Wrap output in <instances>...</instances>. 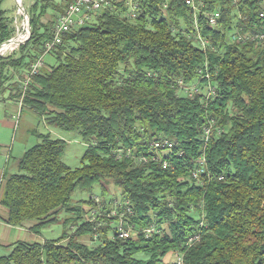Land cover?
<instances>
[{"label":"trees","instance_id":"16d2710c","mask_svg":"<svg viewBox=\"0 0 264 264\" xmlns=\"http://www.w3.org/2000/svg\"><path fill=\"white\" fill-rule=\"evenodd\" d=\"M5 1L0 44L15 32ZM203 1L198 26L206 49L185 0H146L138 18L125 7L99 15L48 53L70 0L32 1L30 40L0 55V95L10 83L11 100L49 128L78 133L89 147L72 170L62 159L66 142L39 134L17 173L6 174L7 224L36 222L32 231L40 236L65 212L71 215L65 228H74L58 240L17 242L0 264H164L170 253L183 254L185 264H264V45L230 42L237 30L253 35L264 27V0ZM218 10V24L210 27L207 14ZM46 55L55 63H44ZM180 82L200 93L190 97ZM164 139L175 143L173 152L153 160L151 143ZM101 183L122 191V206L112 203L111 210L140 231L136 238H118L119 217H108L110 210L87 223L100 209L95 199L73 205L76 192ZM152 226L161 233L141 234ZM197 234L200 241L187 247Z\"/></svg>","mask_w":264,"mask_h":264},{"label":"built area","instance_id":"2783aa9c","mask_svg":"<svg viewBox=\"0 0 264 264\" xmlns=\"http://www.w3.org/2000/svg\"><path fill=\"white\" fill-rule=\"evenodd\" d=\"M146 0H70L68 6L66 7L63 14H61L53 28V39L46 43V53L52 51L57 45L61 44L63 41V36L74 30L80 29L81 27L87 25L88 23L95 20L99 15L114 12L121 7H125L127 9V16L132 19L138 18L140 12L142 11L143 4ZM229 3L239 6L241 0H226ZM185 3L188 7H190L194 13V19L196 24V31H197V39L200 43V46L206 49L208 41L204 39L199 31L198 26V17L199 14L202 12V9L205 7V3L203 0H185ZM264 10V5L262 6ZM208 21L210 27H216L218 24V20L221 17V12L214 11L207 14ZM260 18L262 19V24H264V11L260 13ZM230 42L232 44H246V43H258L259 45H264V27L257 31L256 34L253 35H243L241 34L240 30L235 31L231 37ZM19 46L16 48L9 49L11 52L15 51ZM7 50V51H9ZM4 52H1L0 55H3ZM42 59L38 60L33 66L29 74L27 75V79L25 81V86L28 85L29 79L32 75H35L39 69L42 67ZM179 86L181 89H184L185 92L190 96H194L195 94L200 93V89L197 85H191L189 87L183 86V83L180 82ZM213 92V90H210ZM212 126V125H211ZM205 133L207 139L211 134V127L205 128ZM175 147V143L168 139L158 140L151 143L150 148L153 154L152 159L158 160L160 159L161 155H170L173 152ZM126 152L127 155H131V151H120V153ZM140 161L147 162L148 159L146 157H141ZM201 164H204V160L201 161ZM168 163L165 161L163 162V168H167ZM203 173V168H198L193 172V177L198 179L200 174ZM97 200V199H95ZM98 202V200H97ZM122 206V201L117 202L115 207ZM128 207V203H126ZM127 211L131 213V209L128 208ZM105 215V214H104ZM103 215V216H104ZM97 216H101L100 213L97 214V211H92L91 218L86 219L87 223H94ZM108 217H119L118 224L116 228L118 230V238L119 239H129V238H136L140 231L135 230V228L131 225H128L123 220V214L119 216L118 209L110 210L107 214ZM102 225V224H100ZM73 233V232H72ZM161 229L157 226H152L148 229L141 231L146 238L152 237L154 234H160ZM199 234L192 236L189 238L187 242V247L190 243L196 242L199 238ZM95 239H98V235H95ZM176 258L174 260L175 264H182V257L184 256L181 253L175 254Z\"/></svg>","mask_w":264,"mask_h":264},{"label":"rangeland","instance_id":"374dc122","mask_svg":"<svg viewBox=\"0 0 264 264\" xmlns=\"http://www.w3.org/2000/svg\"><path fill=\"white\" fill-rule=\"evenodd\" d=\"M33 0H23L25 6L29 9V6L32 4ZM2 9L7 12V17L9 19V24L15 32L13 33V37L17 34H22L25 32V21L23 20L22 14L18 11V6L16 4V0H6L3 3ZM51 14V12L49 13ZM50 20L49 17L43 19L44 22ZM24 28V29H23ZM22 32V33H21ZM11 50L4 52V56L11 54ZM44 63L54 64V59L46 55L44 56ZM11 84H7L6 87H11ZM17 122H19V128L16 129V132L13 136V133L9 135L8 145L16 144L15 152L12 154L10 164H9V173L15 174L17 173V169H12V166L16 167L18 164V156L17 151L18 147L27 146V148H32L38 145L41 140L38 138L39 134L42 135H50L52 139H61L66 142V148L63 154V162L72 170L80 168L82 166V158L89 147V143L84 142L78 133L75 132H64L58 129L49 128L46 126L44 120L40 118L36 113L24 109L23 113L20 114ZM13 138V141H12ZM17 168V167H16ZM105 185V186H104ZM107 190L104 192V190ZM105 188V189H104ZM90 199H97L96 202L100 206V209H96L97 214L100 213L102 216L105 214V210H111L117 202L122 201V191L110 184H96L93 186L91 192H76L73 197V205L87 202ZM83 208L86 211L90 210V207L87 205H83ZM103 209V211H101ZM90 214V213H89ZM71 215L63 212L58 217V222L52 224L45 229L42 230L40 238L46 241H53L60 239L65 230L69 234L73 231L72 226L67 229L64 226V221L70 218ZM86 244L92 245L89 239L84 240ZM176 258V255L170 253L163 259L164 264L172 263Z\"/></svg>","mask_w":264,"mask_h":264},{"label":"crops","instance_id":"0c3cea01","mask_svg":"<svg viewBox=\"0 0 264 264\" xmlns=\"http://www.w3.org/2000/svg\"><path fill=\"white\" fill-rule=\"evenodd\" d=\"M53 1L61 3L63 0ZM47 17L50 18V14L47 15ZM6 89L4 94L0 95V257L6 255L9 251L8 247L17 242L44 243L46 241L33 233L32 228L36 225V222L27 221L20 227H13L7 224L6 219L8 218V210L1 204L6 174H10L9 164L16 147V144L13 143L12 145H8V138L12 133L14 136L16 129L19 128V122H17V120L24 111L22 102L11 100L10 87ZM28 150L29 148H27L26 145L18 147V160L22 158ZM16 167L12 166V169L16 170Z\"/></svg>","mask_w":264,"mask_h":264},{"label":"water","instance_id":"95a60500","mask_svg":"<svg viewBox=\"0 0 264 264\" xmlns=\"http://www.w3.org/2000/svg\"><path fill=\"white\" fill-rule=\"evenodd\" d=\"M16 4L18 6V11H21V9H22V17H23V20H25L26 23L29 26L28 36H27L26 40L20 41L19 34H17L16 36H14L13 38H11L10 40H8V41L0 44V53L1 52H4V51H7L9 49H12V48H16L17 46H20V45H23V44L27 43L30 40L31 35H32L29 9L25 6L24 3L21 5L18 2V0H16Z\"/></svg>","mask_w":264,"mask_h":264},{"label":"bare ground","instance_id":"6f19581e","mask_svg":"<svg viewBox=\"0 0 264 264\" xmlns=\"http://www.w3.org/2000/svg\"><path fill=\"white\" fill-rule=\"evenodd\" d=\"M18 2L22 5L23 4V0H18ZM20 13L22 14V9H21V11H20ZM25 21V20H24ZM24 29V28H23ZM28 29H29V26H28V24L26 23V21H25V32L24 33H22V34H19V39H20V41H24V40H26V38H27V36H28ZM4 52H6V51H4ZM200 241V236H199V238H198V240L196 241V242H193V243H190L189 244V247H191V246H193L194 244H196L197 242H199ZM182 264H185L184 263V256L182 257Z\"/></svg>","mask_w":264,"mask_h":264}]
</instances>
